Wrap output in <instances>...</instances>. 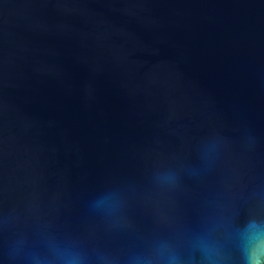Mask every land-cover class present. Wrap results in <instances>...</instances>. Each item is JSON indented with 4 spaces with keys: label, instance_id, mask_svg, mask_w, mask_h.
<instances>
[{
    "label": "water",
    "instance_id": "1",
    "mask_svg": "<svg viewBox=\"0 0 264 264\" xmlns=\"http://www.w3.org/2000/svg\"><path fill=\"white\" fill-rule=\"evenodd\" d=\"M213 133L229 142L216 168L133 201L137 232L264 186V0H0V212L125 247L87 201Z\"/></svg>",
    "mask_w": 264,
    "mask_h": 264
},
{
    "label": "clouds",
    "instance_id": "2",
    "mask_svg": "<svg viewBox=\"0 0 264 264\" xmlns=\"http://www.w3.org/2000/svg\"><path fill=\"white\" fill-rule=\"evenodd\" d=\"M218 133L201 138L192 155L156 161L139 179L125 177L101 186L87 201V212L106 233H129L134 243L110 250L90 246L84 236L61 231L54 223L27 226L16 209L0 212V245L6 264H264V215L251 207L264 205V186L227 203L209 202L195 224L157 227L137 232L128 213L133 201L151 202L181 190L185 179L200 180L212 172L228 146ZM247 128L242 146L255 147Z\"/></svg>",
    "mask_w": 264,
    "mask_h": 264
}]
</instances>
